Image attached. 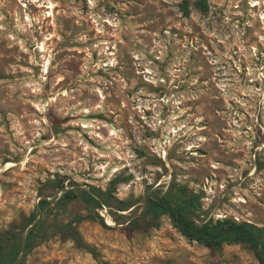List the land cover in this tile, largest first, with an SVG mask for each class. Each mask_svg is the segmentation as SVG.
Segmentation results:
<instances>
[{"label":"rangeland","instance_id":"1","mask_svg":"<svg viewBox=\"0 0 264 264\" xmlns=\"http://www.w3.org/2000/svg\"><path fill=\"white\" fill-rule=\"evenodd\" d=\"M172 184L264 226V0H0L4 241L49 202L22 264H259L146 218Z\"/></svg>","mask_w":264,"mask_h":264},{"label":"trees","instance_id":"2","mask_svg":"<svg viewBox=\"0 0 264 264\" xmlns=\"http://www.w3.org/2000/svg\"><path fill=\"white\" fill-rule=\"evenodd\" d=\"M169 191L148 200L144 215L149 220H156L162 215H167L174 228L186 239L211 248L221 249L223 244L242 243L250 248L259 264H264V226L255 223L236 220L231 217L196 222L187 214V207L194 206L191 199L183 196V190L172 184ZM75 192L72 189H64L62 197L66 200L82 198L91 210L102 209L108 200L105 193L95 187L87 186ZM46 197L41 205L26 218V233L22 236L9 234L11 238L6 242L3 234H0V264H22L21 253L31 250L39 226L41 225V207L48 204ZM30 225H32L30 227ZM83 247L95 255V248L87 243Z\"/></svg>","mask_w":264,"mask_h":264}]
</instances>
